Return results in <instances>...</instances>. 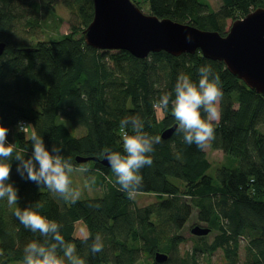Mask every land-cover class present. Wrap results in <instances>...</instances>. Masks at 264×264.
<instances>
[{"label": "trees", "instance_id": "obj_1", "mask_svg": "<svg viewBox=\"0 0 264 264\" xmlns=\"http://www.w3.org/2000/svg\"><path fill=\"white\" fill-rule=\"evenodd\" d=\"M64 3L71 10L70 32L43 38L50 16L53 29L61 23L57 0H0V42L6 43L0 57V123L10 129L9 142L25 156L31 153L33 130L49 149L62 145L73 169L88 168L90 186L102 188L103 195L64 199L22 178L13 161L10 182L19 188V200L14 205L0 202V264L21 262L25 244L44 239L14 215L15 207L38 200L42 214L61 225L65 239L75 243L86 264H210L217 252L225 264H264V96L223 62L200 51L181 56L160 51L138 58L123 50L90 47L83 31L93 20L94 0ZM147 4L150 14L160 19L225 36L227 19L244 18L264 7V0H223L218 11L208 0H147ZM204 64L220 75L224 91L221 119L214 122L216 135L210 145L233 162L218 168L216 177L208 174L212 163L205 148L184 143L176 130L170 138L162 137L177 125L171 103L160 110L161 119L153 107L161 92L173 89L180 73L198 81L197 69ZM137 113L144 119V130L161 137L150 153L153 163L140 169L143 181L133 193L154 194L157 200L142 207L133 194L121 190L114 171L100 161L106 149L123 154L121 137L133 130L122 128L120 121ZM20 121L29 125L27 132L18 130ZM78 127L85 131L81 136L76 134ZM79 156L97 160L79 162ZM195 209L198 220L215 235L210 241L196 236L194 226L195 243L182 254L186 239L181 231ZM79 224L84 226L80 232ZM97 234L103 248L92 253ZM158 252L166 253L168 260L155 261Z\"/></svg>", "mask_w": 264, "mask_h": 264}, {"label": "clouds", "instance_id": "obj_2", "mask_svg": "<svg viewBox=\"0 0 264 264\" xmlns=\"http://www.w3.org/2000/svg\"><path fill=\"white\" fill-rule=\"evenodd\" d=\"M187 39L191 41L190 34ZM197 71L198 81L187 73H180L173 89L161 92L153 102V107L165 110L171 103V111L177 121L176 132L181 134L184 143L204 149L215 138L214 122L221 119L220 102L224 91L220 75L210 65H201ZM120 125L122 128L130 127L133 134L125 132L122 135L123 154L106 149L105 159L116 174V182L121 190L131 196L143 181L140 169L153 163L150 153L161 137L144 130V119L138 113L126 115ZM28 126L22 121L18 122L19 131ZM9 131L7 126L0 123V202L14 205L19 200V188L10 182L13 161L17 162L15 170L22 178L34 181L41 188L60 194L64 199L79 198L80 191L71 186L73 164L71 158L63 154L62 145H53L49 149L44 137L33 130L30 136L31 153L25 156L16 148V144L9 142ZM42 207V202L38 200L29 206L14 208L15 217L25 228L33 233L39 232L44 237L43 240L34 239L25 244L21 264H86L85 258L77 252L75 243L65 239L60 230L61 225L42 214ZM102 248L103 241L97 234L91 244V251L100 252Z\"/></svg>", "mask_w": 264, "mask_h": 264}, {"label": "water", "instance_id": "obj_3", "mask_svg": "<svg viewBox=\"0 0 264 264\" xmlns=\"http://www.w3.org/2000/svg\"><path fill=\"white\" fill-rule=\"evenodd\" d=\"M189 34L191 41L187 39ZM83 38L95 49L123 50L138 58L160 51L173 56L200 51L208 59L223 62L233 75L264 96V7L234 21L223 36L216 31L145 14L134 0H94V17L83 31ZM5 49L6 43L0 42V57ZM176 127L166 130L162 137L170 138ZM92 159L97 160L77 157L79 162ZM100 161L108 166L105 155ZM192 232L207 236L211 229L196 226ZM168 258L165 253L155 254L159 263Z\"/></svg>", "mask_w": 264, "mask_h": 264}, {"label": "rangeland", "instance_id": "obj_4", "mask_svg": "<svg viewBox=\"0 0 264 264\" xmlns=\"http://www.w3.org/2000/svg\"><path fill=\"white\" fill-rule=\"evenodd\" d=\"M36 1V0H33ZM136 2L139 3V6L141 7L142 11L145 14H150L149 6L147 4V0H135ZM210 2L211 7L215 10L218 11L222 5H223V0H208ZM75 9V8H73ZM71 10L68 8V6L65 5L64 0H57L56 4V14L59 18H61V23L59 24V28L53 29V25L51 24V16L46 20V23L50 26L46 27V33L42 35L43 38H47L50 35H57L59 36L61 34L65 35L70 32V15H71ZM240 19V18H238ZM237 19H227L226 24H227V30L230 29L232 23L236 21ZM158 118H163L164 114L162 111H158ZM76 134L78 136H81L82 134L85 133L84 129L78 127L76 130ZM207 157L211 161L212 166L208 171V174L211 176L216 177L217 175V170L220 168L222 165H227L231 166L232 165V160L228 159V157L219 150H213V148L210 145V142L207 144L205 147ZM88 169V168H87ZM85 168H76L73 169V172L70 174L71 180H72V187L75 189H78L80 191V196L77 199H88V198H96V197H101L103 195V189L102 188H96L90 186V179H89V172L85 171L87 170ZM133 199L137 203L138 206H147L150 204H153L156 202V196L154 194H146V193H140V194H133ZM72 200V199H71ZM198 210H194V215L192 216L191 220L185 225L184 229L181 231V235L186 239V242L182 244L181 246V253L185 254V252L189 251L193 244L195 243V239L193 238L194 235L191 232V229L196 226L200 225L202 227H207V225L203 222H200L198 220ZM84 229V226L79 224L77 231L80 232L81 230ZM215 233H210L207 235L208 240H212L214 237ZM205 237V236H203ZM245 240L241 239V249H240V256L242 260L245 257ZM12 264H21V262H14ZM210 264H225V261L223 259V256L220 252H217L214 256L211 257Z\"/></svg>", "mask_w": 264, "mask_h": 264}, {"label": "bare ground", "instance_id": "obj_5", "mask_svg": "<svg viewBox=\"0 0 264 264\" xmlns=\"http://www.w3.org/2000/svg\"><path fill=\"white\" fill-rule=\"evenodd\" d=\"M136 3V2H135ZM137 4V3H136ZM242 19V18H241ZM89 46V45H88ZM91 47V46H90ZM24 124H26L25 122H24ZM24 132H27L28 131V127L25 129V130H23ZM198 226V225H197ZM194 235H196V234H194ZM196 236H198V235H196ZM204 236H206V235H204ZM166 254V253H165Z\"/></svg>", "mask_w": 264, "mask_h": 264}]
</instances>
